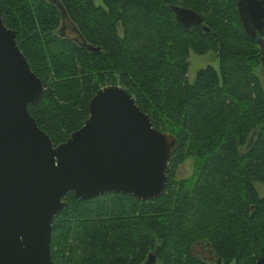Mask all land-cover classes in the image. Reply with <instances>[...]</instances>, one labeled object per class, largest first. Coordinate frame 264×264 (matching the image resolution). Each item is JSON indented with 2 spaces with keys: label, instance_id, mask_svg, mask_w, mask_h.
<instances>
[{
  "label": "trees",
  "instance_id": "obj_1",
  "mask_svg": "<svg viewBox=\"0 0 264 264\" xmlns=\"http://www.w3.org/2000/svg\"><path fill=\"white\" fill-rule=\"evenodd\" d=\"M0 0L7 28L43 82L31 116L58 147L90 118V102L120 86L175 137L169 185L143 202L70 193L55 218L54 264H257L264 257L263 46L245 32L240 0ZM196 11L210 29L181 27L171 8ZM59 7L65 11V18ZM71 27L73 34L63 36ZM85 44L99 51L91 52ZM191 52L218 55L188 81ZM187 159L193 178L172 176ZM163 262V263H162Z\"/></svg>",
  "mask_w": 264,
  "mask_h": 264
},
{
  "label": "water",
  "instance_id": "obj_2",
  "mask_svg": "<svg viewBox=\"0 0 264 264\" xmlns=\"http://www.w3.org/2000/svg\"><path fill=\"white\" fill-rule=\"evenodd\" d=\"M238 7L245 32L263 46L264 0H240ZM171 10L185 30L202 26L210 32L196 11ZM45 91L17 32L5 26L0 2V264H54L53 223L70 193L84 201L117 193L148 202L161 199L169 185L178 141L158 131L125 89H101L85 126L58 147L29 111ZM145 264H159L157 256Z\"/></svg>",
  "mask_w": 264,
  "mask_h": 264
},
{
  "label": "rangeland",
  "instance_id": "obj_3",
  "mask_svg": "<svg viewBox=\"0 0 264 264\" xmlns=\"http://www.w3.org/2000/svg\"><path fill=\"white\" fill-rule=\"evenodd\" d=\"M75 31L71 30V27L64 29L63 36H68L73 34ZM214 68L215 70H219L220 62L218 55L214 52H210L204 56L197 55L193 52L190 54L189 58V74L188 81L191 84H194L197 78V74L201 70H205L207 68ZM261 81L264 84V74L260 73ZM177 140V139H176ZM196 164L194 160L187 159L182 165H180L174 172H172V176L177 183H183L190 181L195 173ZM169 176V175H168ZM255 189L257 190L259 196L264 198V185L257 183L255 184ZM163 263V262H162Z\"/></svg>",
  "mask_w": 264,
  "mask_h": 264
},
{
  "label": "bare ground",
  "instance_id": "obj_4",
  "mask_svg": "<svg viewBox=\"0 0 264 264\" xmlns=\"http://www.w3.org/2000/svg\"><path fill=\"white\" fill-rule=\"evenodd\" d=\"M109 87V86H108ZM133 97V96H132Z\"/></svg>",
  "mask_w": 264,
  "mask_h": 264
}]
</instances>
